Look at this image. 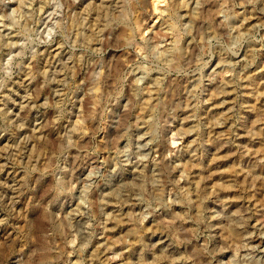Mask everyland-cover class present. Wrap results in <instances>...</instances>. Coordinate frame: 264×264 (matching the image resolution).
Wrapping results in <instances>:
<instances>
[{
	"label": "rangeland",
	"instance_id": "1",
	"mask_svg": "<svg viewBox=\"0 0 264 264\" xmlns=\"http://www.w3.org/2000/svg\"><path fill=\"white\" fill-rule=\"evenodd\" d=\"M0 264H264V0H0Z\"/></svg>",
	"mask_w": 264,
	"mask_h": 264
}]
</instances>
